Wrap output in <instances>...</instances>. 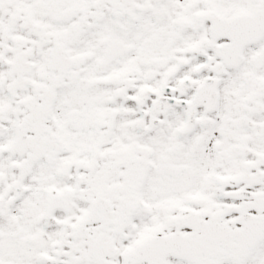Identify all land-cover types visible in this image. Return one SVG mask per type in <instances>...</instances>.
<instances>
[{"label":"snow or ice","instance_id":"snow-or-ice-1","mask_svg":"<svg viewBox=\"0 0 264 264\" xmlns=\"http://www.w3.org/2000/svg\"><path fill=\"white\" fill-rule=\"evenodd\" d=\"M0 264H264V0H0Z\"/></svg>","mask_w":264,"mask_h":264}]
</instances>
